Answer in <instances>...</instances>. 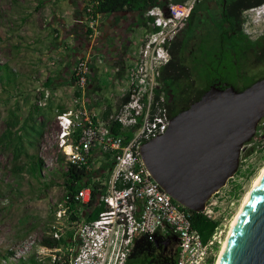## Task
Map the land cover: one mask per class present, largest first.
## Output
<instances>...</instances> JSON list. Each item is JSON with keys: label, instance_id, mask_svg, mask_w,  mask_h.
<instances>
[{"label": "built area", "instance_id": "1", "mask_svg": "<svg viewBox=\"0 0 264 264\" xmlns=\"http://www.w3.org/2000/svg\"><path fill=\"white\" fill-rule=\"evenodd\" d=\"M195 4L196 0L169 1L164 10L152 7L144 12L146 29L136 49L125 60L123 76L118 78L119 69L113 75L118 94L111 97L126 101L113 109L108 122L93 114L85 104L93 69H105L102 55L93 52L90 45L89 52L76 61L70 93L78 95L75 98L79 105L56 116L57 146L65 163L88 174L98 173L94 179L105 188L98 198L104 211L92 221L72 222L71 212L63 202L56 205L50 235L60 239L65 232L64 224H70L73 232L72 242L65 249L69 256L65 264H126L141 240L153 241L156 235L166 234L178 239L175 264H214L233 205L232 202L226 207L219 205L217 195L223 188L206 202L201 212L208 220L218 223L211 238L203 243L191 226L190 214L160 188L139 152L141 144L161 136L168 128V95L158 78L160 69L171 58V44L186 28ZM250 10L260 16L264 9L259 6ZM250 10L244 12L245 18ZM98 20L93 17L90 5L77 21L91 30L88 36L91 42L98 35ZM115 127L123 134L114 133ZM261 144L264 147V140ZM90 195V187L78 191L75 201L80 205L79 211L89 202ZM39 254L36 259L40 262L50 259L52 264H64L60 248L40 245Z\"/></svg>", "mask_w": 264, "mask_h": 264}, {"label": "rangeland", "instance_id": "2", "mask_svg": "<svg viewBox=\"0 0 264 264\" xmlns=\"http://www.w3.org/2000/svg\"><path fill=\"white\" fill-rule=\"evenodd\" d=\"M60 1L0 0V64H7L16 76V87H11L10 92L0 88V134L5 129L3 118L9 108L18 107L20 116H26L37 107L40 115L34 113V117L38 122L43 121L41 114L45 113L48 117L44 122L43 135L37 149L29 151V154H35L42 162L39 180L31 178L23 171L17 176L11 162V154L0 149V264H17L20 259L40 257L39 241L47 234L48 228L54 222V209L56 205L62 203L64 195L61 173L66 165L64 156L57 146L59 127L56 116L59 114L58 108L68 110L79 104L75 96L70 93L71 87L68 83H64V77L57 71L61 57L52 52L60 36V29L57 26L54 28ZM196 4L202 11L194 42H197L203 34H210L213 37L215 34L213 23L221 21L222 9L221 0H196ZM261 6L264 9V5ZM66 7H68L67 1ZM248 15L245 18L242 13L243 30L255 40L263 29L264 20L262 13L259 16L250 10ZM136 32L130 51L136 49L135 45L141 39L143 29ZM186 37V32L179 36L183 39ZM94 42L95 39L90 44L93 45ZM257 72H259L258 67L250 71L252 74ZM47 77L55 78L54 90L44 87L43 83ZM109 95L111 94H105V97ZM252 140V143L246 144L240 155L238 170L244 174H238L237 171L217 195L218 203L222 207H226L230 202L233 203L224 240L228 235L232 219L240 211L247 193L253 188L264 169V155H262L264 147L261 144L264 140V124ZM50 173L53 174L54 184L46 187L42 182L50 178ZM235 184L240 185L238 198L229 196ZM70 227V224H64L65 231L72 230ZM224 240L218 247V254ZM9 252L12 255H9ZM42 264L52 263L44 259Z\"/></svg>", "mask_w": 264, "mask_h": 264}, {"label": "trees", "instance_id": "3", "mask_svg": "<svg viewBox=\"0 0 264 264\" xmlns=\"http://www.w3.org/2000/svg\"><path fill=\"white\" fill-rule=\"evenodd\" d=\"M169 1L183 3L187 0H86L84 12L86 7L91 5L94 18L100 19L120 14H131L132 16L141 18L149 8L160 7L164 10ZM225 1L221 12V21L213 23L216 31L214 35L212 34L213 37L210 34H206L202 39L194 42L197 26L201 21L200 14L202 11L201 7L195 4L187 22V37L184 39L178 38L169 48L171 58L160 69L158 81L166 88L168 95L167 108L170 118L200 98L204 90L208 88L211 76L217 77L218 81L235 84L244 72L242 61L250 58L251 52L254 53L253 57L256 59V63L259 61V42H249L247 35H243L242 33L244 24L242 12L261 6L264 0ZM143 27L146 29L145 22H143ZM67 34L74 35L76 45L81 44L84 48L91 42L88 38L91 30L86 25L76 23L74 27L68 30ZM99 42L101 41L96 40L93 43V52L99 53L96 50ZM76 57L77 55L74 57L76 59L75 63L81 56L79 58ZM102 57L105 61L103 55ZM61 72L59 71V74ZM73 74L69 79L64 81L65 84L68 83L69 86L74 85ZM15 79V74L10 71L7 64H0V88L10 92L11 87H16ZM55 81V78L47 77L43 85L46 89L54 90L56 88ZM250 82L251 80L247 84ZM92 93L89 94V90L87 89L85 97L86 107L90 111L98 105L93 104L95 103L94 98L98 97V94ZM75 97L78 98V95L75 94ZM125 101L126 98L118 99L114 105L117 107ZM103 103L102 105H104L105 109L98 117L102 121L108 122L113 107L109 100H104ZM58 109V113L66 111L62 107ZM34 113L35 115H40L37 107H34L33 111L29 112L26 116H20L18 107L7 110L3 118L5 129L0 134V149L11 154V162L15 167L14 172H16L17 176H20V172L23 171L31 178L39 180L41 178L42 162L35 154H29V151H35L37 149L39 140L43 135L44 122L48 117L47 114L43 113L41 114L43 121L38 122L34 117ZM113 131L116 134H123V131H120L119 127H115ZM252 141L248 144L252 143ZM63 159H60V161H63ZM65 165V170L61 173L63 177L61 185L64 188L62 202L64 207L68 208V211L71 212L69 219L72 222H79L81 220L89 222L96 219L104 211V206L99 202L98 198L105 189L100 184L101 181L94 179L98 173L93 172L88 174L68 163H65ZM238 174H244V172L238 170ZM52 176L53 174L50 173V178H46L42 182L44 186L49 187L54 184ZM84 187H90L91 189L90 200L79 211L80 205L75 201V196ZM239 189L240 185L235 184L229 196L238 198ZM180 208L184 209L183 207ZM186 211L190 214L192 228L200 235L201 241L207 243L215 232L218 223L208 220L201 213ZM50 230L51 227L48 228L47 234L42 236L39 243L41 246L50 249H62L63 255L60 258L65 264L69 257L65 249L72 242L73 232L72 230L65 231L63 236L57 240L50 235ZM8 254L12 255L10 252ZM56 255L59 256L58 254ZM4 258L7 259L6 256ZM48 260L50 261V259ZM210 262L213 263V260ZM17 264H42V262L30 257L28 259H20ZM53 264L58 263L55 262Z\"/></svg>", "mask_w": 264, "mask_h": 264}, {"label": "water", "instance_id": "4", "mask_svg": "<svg viewBox=\"0 0 264 264\" xmlns=\"http://www.w3.org/2000/svg\"><path fill=\"white\" fill-rule=\"evenodd\" d=\"M226 86V85H225ZM264 119V78L242 91L209 87L140 145L152 178L174 202L201 213L237 173L243 146ZM219 264H264V174L242 206Z\"/></svg>", "mask_w": 264, "mask_h": 264}, {"label": "crops", "instance_id": "5", "mask_svg": "<svg viewBox=\"0 0 264 264\" xmlns=\"http://www.w3.org/2000/svg\"><path fill=\"white\" fill-rule=\"evenodd\" d=\"M67 1L68 7L65 8ZM62 2V3H61ZM86 0H61L58 3L59 10L56 13V22L54 28L57 26L60 29V36L55 49L52 51L61 57L58 63V70L62 71L59 75L64 77V81L69 79L73 74L75 56L79 58L89 52L90 45L85 48L81 44L75 42V36L67 34L68 30L75 26L77 21L84 16V6ZM64 3V4H63ZM143 19L132 16L131 14H120L117 16L104 17L98 20V35L95 41H101L96 47L97 52L101 53L105 58V69L95 70L89 77L88 90L89 94H98L95 97V103L98 104L91 111L93 114L100 116L104 111V100H109L113 109L117 97L107 98L105 94H118V85L113 82V75L117 72L118 78H122V69L125 65V60L128 58L130 47L134 44V34L139 29H143ZM58 36V33L56 34ZM102 45V46H101ZM69 86V85H68ZM72 87V86H70ZM108 92V93H107ZM103 94L104 96H101ZM91 96V95H90ZM94 97V96H91ZM101 102V103H100Z\"/></svg>", "mask_w": 264, "mask_h": 264}, {"label": "flooded vegetation", "instance_id": "6", "mask_svg": "<svg viewBox=\"0 0 264 264\" xmlns=\"http://www.w3.org/2000/svg\"><path fill=\"white\" fill-rule=\"evenodd\" d=\"M225 2H226L225 0H221L222 9L225 5ZM262 5H264V3ZM204 8L207 9V7ZM248 10L249 9L244 10L242 13ZM262 19L264 20V15ZM186 30H187V25L186 28L181 32V35L184 32H186ZM242 33L243 35L244 34L247 35L243 29H242ZM205 35L206 34H203L199 38V40L202 39L203 36ZM247 39L249 40V42L252 43L259 42L258 63H256V59L253 57L254 53L251 52L249 56L250 58L242 61L244 65L243 71L245 72V74L243 72V74H241V77L237 80L235 84L226 81H218L217 77L211 76L208 88H206V90L213 85L219 84V88L221 89H224L226 86H230L233 87L236 91H242L248 86H250L256 80L264 78V26L261 33L255 40H252L248 35H247ZM255 67L259 68V72L254 74L250 73V71H252L253 68ZM249 80H251V82L247 84ZM206 90H204V92ZM262 124H264V119H262L258 124L256 135ZM177 253H178V239L176 236L171 234H166L164 237H162L161 235H156L153 241L141 240L134 247V249L128 256L126 264H175Z\"/></svg>", "mask_w": 264, "mask_h": 264}, {"label": "bare ground", "instance_id": "7", "mask_svg": "<svg viewBox=\"0 0 264 264\" xmlns=\"http://www.w3.org/2000/svg\"><path fill=\"white\" fill-rule=\"evenodd\" d=\"M263 174H264V169H263V171L261 172L260 176L256 179V181H255V183H254V185H253V188L247 193V195H246V197H245V199H244V201H243L242 206L244 205V203H245L246 200L248 199L249 195L251 194L252 190H253L254 187L257 185V183L259 182V180H260V178L263 176ZM242 206H241V208H242ZM241 208H240V210H241ZM239 212H240V211H239ZM239 212L237 213L236 217H234V218L232 219V221H231V225H230V227H229L228 235H227L226 239L224 240V242H223V244H222L220 254H218L217 260H216V262H214V264H219V262H220V258H221V255H222V251H223V249H224V247H225L226 241H227L228 236H229V234H230V232H231V230H232V228H233V226H234V223H235V221H236V219H237V216H238Z\"/></svg>", "mask_w": 264, "mask_h": 264}, {"label": "clouds", "instance_id": "8", "mask_svg": "<svg viewBox=\"0 0 264 264\" xmlns=\"http://www.w3.org/2000/svg\"><path fill=\"white\" fill-rule=\"evenodd\" d=\"M263 15H264V12L262 13V17H263Z\"/></svg>", "mask_w": 264, "mask_h": 264}]
</instances>
